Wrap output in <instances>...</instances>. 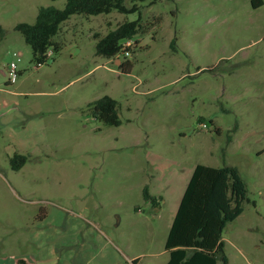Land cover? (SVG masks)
<instances>
[{
  "label": "rangeland",
  "instance_id": "rangeland-1",
  "mask_svg": "<svg viewBox=\"0 0 264 264\" xmlns=\"http://www.w3.org/2000/svg\"><path fill=\"white\" fill-rule=\"evenodd\" d=\"M65 2L0 0V245L37 264H164L168 204L156 212L143 196L156 154L237 168L247 200L222 232L224 253L264 264V0H126L141 26L113 59L95 53L94 37L139 12L74 14L53 36L60 49L36 65L14 26ZM105 95L118 126L88 105ZM14 154L26 157L18 169Z\"/></svg>",
  "mask_w": 264,
  "mask_h": 264
},
{
  "label": "trees",
  "instance_id": "trees-1",
  "mask_svg": "<svg viewBox=\"0 0 264 264\" xmlns=\"http://www.w3.org/2000/svg\"><path fill=\"white\" fill-rule=\"evenodd\" d=\"M126 0H66L62 8L53 5L40 6L33 23L18 22L14 29L19 31L32 50V61L36 65L46 63L50 56L47 51L60 49L53 40L62 22L74 14L97 15L117 11L120 13L139 12L136 3L131 6ZM143 1V0H132ZM257 2V0H255ZM256 4V3H254ZM259 4V3H258ZM257 4V5H258ZM141 16L125 20L104 35L95 36V53L108 59L119 58L121 42L139 32ZM5 29L0 25V37ZM122 72L128 73L131 61L125 59L119 64ZM93 116L106 125L118 126V102L105 95L88 104ZM26 157L14 154L10 158L13 169L20 168ZM247 189L238 170L234 166H209L196 164L174 213L166 236L164 249L168 252L165 264H228L224 253L222 232L227 223L233 221L243 211L247 200ZM143 196L151 203L155 198L146 187ZM134 258L127 264H137Z\"/></svg>",
  "mask_w": 264,
  "mask_h": 264
},
{
  "label": "crops",
  "instance_id": "crops-1",
  "mask_svg": "<svg viewBox=\"0 0 264 264\" xmlns=\"http://www.w3.org/2000/svg\"><path fill=\"white\" fill-rule=\"evenodd\" d=\"M70 18L71 16L64 22H67ZM149 164L152 169L156 171L155 175H150L152 182L150 188H148V193L155 198V203H151V205L155 207L156 212H158L162 209V204H168L169 213L166 218L162 217L166 220L169 231L183 190L196 164L184 166L180 164V162L177 163L174 160H168L156 154L150 157ZM24 242H26L25 239L22 240V243L26 246L27 244ZM9 248L7 242L0 245V264H37V256L28 253L10 254L8 252L10 251ZM164 251L168 254L165 249Z\"/></svg>",
  "mask_w": 264,
  "mask_h": 264
},
{
  "label": "built area",
  "instance_id": "built-area-1",
  "mask_svg": "<svg viewBox=\"0 0 264 264\" xmlns=\"http://www.w3.org/2000/svg\"><path fill=\"white\" fill-rule=\"evenodd\" d=\"M131 44H132V38L124 39L121 42V49H120V52L118 54V57H120V56H123L124 58L127 57L129 55V47L131 46ZM52 54H53V51H52V48H50L47 51V55L51 56ZM14 55H16V54L14 53ZM6 74H7V82L9 84H13L16 82L17 77H18V71L16 69L15 62L12 61L9 63V65L6 69ZM201 125L203 127L207 126L205 123H202Z\"/></svg>",
  "mask_w": 264,
  "mask_h": 264
}]
</instances>
